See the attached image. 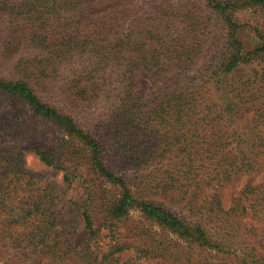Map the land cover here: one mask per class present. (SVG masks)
I'll return each instance as SVG.
<instances>
[{
  "label": "trees",
  "instance_id": "1",
  "mask_svg": "<svg viewBox=\"0 0 264 264\" xmlns=\"http://www.w3.org/2000/svg\"><path fill=\"white\" fill-rule=\"evenodd\" d=\"M0 70V264H264V0H0Z\"/></svg>",
  "mask_w": 264,
  "mask_h": 264
},
{
  "label": "rangeland",
  "instance_id": "2",
  "mask_svg": "<svg viewBox=\"0 0 264 264\" xmlns=\"http://www.w3.org/2000/svg\"><path fill=\"white\" fill-rule=\"evenodd\" d=\"M250 13L247 12L246 16H249ZM239 38L244 42L245 44L251 46L254 45L251 41L253 39V34L247 29L241 31L238 33ZM0 72H3L0 70ZM6 73H3L5 75ZM139 92L142 94H148L149 93V83L146 79H140L139 80ZM216 94L222 95V92L216 91ZM30 125L34 128L38 129V131H51L53 132V126L47 122H37L35 120H29ZM59 135V132H57ZM11 144L10 139L7 137H4L0 135V147L1 146H8ZM23 162L24 167L28 170L35 171L37 173H40L43 176V184L45 185L47 182H54L57 184V195L60 197L61 201H59L58 205H62V203L67 201H80L82 199V191L78 185V183H74L71 187H67L66 184L62 180V173L58 170H53L47 166H45L35 154L31 152H27L23 154ZM131 215L133 219H137L139 217V213L137 211H132ZM78 239L81 240L85 236V231L83 230L82 223H79L78 225ZM152 232L155 236L161 238L163 240H166L168 242H171L172 244L180 243V241L175 238L172 235L165 234L159 231L157 227H153ZM166 236V237H162ZM181 244V243H180ZM199 253H196V255Z\"/></svg>",
  "mask_w": 264,
  "mask_h": 264
}]
</instances>
